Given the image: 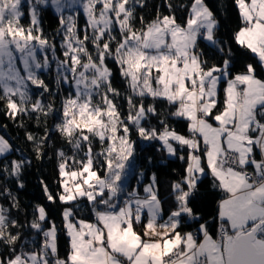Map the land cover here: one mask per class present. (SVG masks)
I'll return each mask as SVG.
<instances>
[{"label":"snow or ice","instance_id":"snow-or-ice-1","mask_svg":"<svg viewBox=\"0 0 264 264\" xmlns=\"http://www.w3.org/2000/svg\"><path fill=\"white\" fill-rule=\"evenodd\" d=\"M232 4L221 33L224 0H161L151 19L148 0H0V111L35 160L53 127L71 151L55 148V190L41 177L43 201L22 205L32 158L0 134V264H264V0ZM133 135L184 164L167 214ZM204 179L219 196L209 219L195 210Z\"/></svg>","mask_w":264,"mask_h":264},{"label":"trees","instance_id":"trees-1","mask_svg":"<svg viewBox=\"0 0 264 264\" xmlns=\"http://www.w3.org/2000/svg\"><path fill=\"white\" fill-rule=\"evenodd\" d=\"M160 2L161 0H148V8L144 9V15L146 19L152 18V16L154 15L153 5L159 4ZM219 2L220 0H207V3L209 4L210 7H213L214 5H218ZM224 4L229 9L230 15L223 17L224 24L227 25V28H225L222 25L221 33L234 28L236 24V16H237L236 12L234 11V5L232 4V0H224ZM42 15H43V26H44L45 34L51 37V35L57 30L59 26L57 18L51 10H45ZM178 15H180L181 18L183 17V14H178ZM84 22H85L84 18L81 17L79 20V25L83 27ZM23 23L25 24L27 23V18H25ZM223 38L227 39L226 36H224ZM59 39L60 38L57 37L58 42ZM110 66H112L111 63ZM45 78L48 80L52 79L50 75H45ZM114 83L116 87L121 89V91L124 90V85L120 81L119 76H116ZM66 87L67 86H65V88ZM35 94L39 95L38 92H35ZM47 99L49 98L45 97V101H47ZM120 104L122 106V110L126 108V104L124 103L123 100L120 101ZM25 123L27 124L29 131H32L37 135L43 134L44 132L43 125L37 127L34 119L29 121L25 117ZM153 123H155V121H153ZM170 123L174 125V127L178 132H181L182 134H186L187 132L186 125L175 121H170ZM3 125H7V128L4 129L3 127H0V134H3L6 137L15 140V144L19 146L21 149H23L25 152H27L28 155L32 158V166L26 170L24 175L25 187L22 190L18 191V195L22 205H28L29 202L43 201L42 191L39 186V179L43 177L47 181V183L53 188V190H55L56 164H57V160L55 157V148H63L66 153L71 155L69 146L60 139V137L55 132L53 127V131L51 133V138L49 141L50 147L43 160L37 161L33 156H31V153L28 150V146L24 141V130L18 128L3 114L2 111H0V126ZM49 125L50 126L54 125V121L50 119ZM16 137H19V139H16ZM132 138L137 142L136 151L138 156V160H137L138 167L146 168L149 176L152 173L156 174V179L159 186L158 195L163 202L165 213L167 214V211L173 206L172 195H171V182L174 180H179L181 178V176L183 175L184 164L178 158L167 157L165 153L157 151L156 149L159 146L157 142L142 141L135 135H133ZM99 147H100L99 143L96 142L95 150L99 151ZM15 155L19 156L20 153H16ZM143 157H152V164L149 165L146 159H144L143 162H140V158ZM9 159H11V157H9ZM162 160L165 162L162 163L161 162ZM102 174L103 173H101V175ZM147 182H149L148 178H144L143 181L138 185L141 195H143V186L144 184H147ZM130 184L134 186L137 185L138 182L136 180H130ZM13 191H17V190L13 188ZM218 199L219 196L211 188L210 179H204L201 184L200 194L197 200L195 201L196 212L199 213L200 215H203L205 219L211 218L215 213ZM0 203H3V201H0ZM48 208L50 209L52 215L57 219V221H59V205L49 204ZM19 219L23 222L24 220L23 211L20 212ZM188 230L191 229L188 227L182 229V231H188ZM65 249H66V238L63 235H61L60 238L61 255L64 254Z\"/></svg>","mask_w":264,"mask_h":264},{"label":"rangeland","instance_id":"rangeland-1","mask_svg":"<svg viewBox=\"0 0 264 264\" xmlns=\"http://www.w3.org/2000/svg\"><path fill=\"white\" fill-rule=\"evenodd\" d=\"M147 183H149V182H147ZM145 185V184H144ZM134 186H136V185H134Z\"/></svg>","mask_w":264,"mask_h":264}]
</instances>
